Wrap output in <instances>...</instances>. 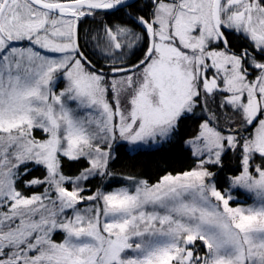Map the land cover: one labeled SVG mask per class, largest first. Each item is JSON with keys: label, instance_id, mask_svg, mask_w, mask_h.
Wrapping results in <instances>:
<instances>
[{"label": "snow or ice", "instance_id": "1", "mask_svg": "<svg viewBox=\"0 0 264 264\" xmlns=\"http://www.w3.org/2000/svg\"><path fill=\"white\" fill-rule=\"evenodd\" d=\"M0 264H264V0H0Z\"/></svg>", "mask_w": 264, "mask_h": 264}, {"label": "trees", "instance_id": "2", "mask_svg": "<svg viewBox=\"0 0 264 264\" xmlns=\"http://www.w3.org/2000/svg\"><path fill=\"white\" fill-rule=\"evenodd\" d=\"M188 166H190V160L178 150H165L143 155H125L121 152L113 165L118 173L136 174L150 182H155L165 171L176 172ZM66 171L70 170L66 169ZM124 183L126 182L121 181V184ZM90 187L94 190L95 182Z\"/></svg>", "mask_w": 264, "mask_h": 264}, {"label": "rangeland", "instance_id": "3", "mask_svg": "<svg viewBox=\"0 0 264 264\" xmlns=\"http://www.w3.org/2000/svg\"><path fill=\"white\" fill-rule=\"evenodd\" d=\"M250 202V201H249Z\"/></svg>", "mask_w": 264, "mask_h": 264}]
</instances>
